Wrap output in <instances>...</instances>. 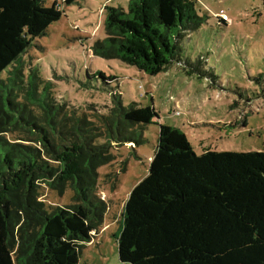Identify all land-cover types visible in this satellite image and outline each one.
Returning a JSON list of instances; mask_svg holds the SVG:
<instances>
[{
    "label": "trees",
    "instance_id": "trees-1",
    "mask_svg": "<svg viewBox=\"0 0 264 264\" xmlns=\"http://www.w3.org/2000/svg\"><path fill=\"white\" fill-rule=\"evenodd\" d=\"M60 1L0 0V264H79L107 210L96 196L98 169L114 157L99 142L137 144L136 131L159 119L153 107L125 106L114 90L108 114L79 109L24 68L33 43L61 20V5L78 0ZM204 23L196 0H130L128 10L106 8V37L94 54L150 75L176 63L215 83L202 57L181 55V41ZM42 185L71 188L75 203L47 207ZM116 239L128 264H264V152L198 155L180 128L161 124Z\"/></svg>",
    "mask_w": 264,
    "mask_h": 264
},
{
    "label": "rangeland",
    "instance_id": "rangeland-1",
    "mask_svg": "<svg viewBox=\"0 0 264 264\" xmlns=\"http://www.w3.org/2000/svg\"><path fill=\"white\" fill-rule=\"evenodd\" d=\"M196 1L205 23L181 41V55L192 62L202 57L216 75L215 83L176 63L166 72L150 75L120 60L96 56L95 45L106 37V8L128 10L130 0L61 5V20L24 57V68H36L51 83L54 96L79 109L97 105L108 114L114 90L125 106L153 107L159 115L153 124L136 131L137 144L99 142L114 157L98 169L96 196L107 210L79 264H128L119 259L116 238L130 193L148 175L161 124L180 128L198 155L209 149L264 152V0ZM54 3L61 1L47 0L48 6ZM221 11L229 19L225 24L219 20ZM99 72L116 80L106 85L94 76ZM40 194L47 207L75 203L71 188L60 193L42 185Z\"/></svg>",
    "mask_w": 264,
    "mask_h": 264
},
{
    "label": "built area",
    "instance_id": "built-area-1",
    "mask_svg": "<svg viewBox=\"0 0 264 264\" xmlns=\"http://www.w3.org/2000/svg\"><path fill=\"white\" fill-rule=\"evenodd\" d=\"M219 16H220V18H222L225 22H228V21H229L228 17L226 16V14H225L223 11L220 12Z\"/></svg>",
    "mask_w": 264,
    "mask_h": 264
},
{
    "label": "crops",
    "instance_id": "crops-1",
    "mask_svg": "<svg viewBox=\"0 0 264 264\" xmlns=\"http://www.w3.org/2000/svg\"><path fill=\"white\" fill-rule=\"evenodd\" d=\"M95 234V233H94ZM98 235V234H97ZM96 234H95V236H97Z\"/></svg>",
    "mask_w": 264,
    "mask_h": 264
}]
</instances>
